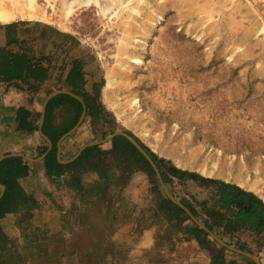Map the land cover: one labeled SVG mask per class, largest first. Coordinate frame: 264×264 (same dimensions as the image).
Instances as JSON below:
<instances>
[{
	"label": "rangeland",
	"instance_id": "rangeland-1",
	"mask_svg": "<svg viewBox=\"0 0 264 264\" xmlns=\"http://www.w3.org/2000/svg\"><path fill=\"white\" fill-rule=\"evenodd\" d=\"M124 1L105 14L91 0L66 18L61 0H38L36 11L20 5L14 18L71 42L67 50L88 60L92 80L106 84L108 68L130 64L112 95L125 113L113 110L108 130L126 131L151 158L142 144L154 151L157 169L136 178L117 167L87 187L42 190L36 208L2 229L0 264H202L182 204L211 195L198 187L220 184L180 178L172 165L263 199L236 180L264 189V0ZM137 56L142 63L132 61ZM104 93L105 85L103 101ZM135 95L140 112L130 105ZM205 167L218 174H202ZM238 219L235 230L253 228Z\"/></svg>",
	"mask_w": 264,
	"mask_h": 264
},
{
	"label": "crops",
	"instance_id": "crops-1",
	"mask_svg": "<svg viewBox=\"0 0 264 264\" xmlns=\"http://www.w3.org/2000/svg\"><path fill=\"white\" fill-rule=\"evenodd\" d=\"M15 20L19 19L1 22L0 47L19 53L22 45L30 49L34 62L46 68L47 76L38 79L0 75V233L9 229L17 215L37 207L42 190L87 187L93 178L105 179L103 172L112 173L117 167L138 178L151 173L140 164L144 159L156 169L154 160L151 162L126 131L108 130L115 122L114 113L107 115L113 110L101 95L98 102L106 108L97 109L105 115L96 121L90 114L80 89L84 84L90 88L93 83L90 65L84 63L88 62L84 56H73L67 50L72 48L71 42L61 45L48 26L42 25L20 23L17 31L9 26L8 34L7 24ZM111 144L120 149L124 146V154L134 162L123 167L115 155H102L97 165L94 163L97 168L92 169L93 163L85 161L89 152ZM207 186L198 190L206 189L211 195L196 198V202L184 200L185 215L181 217L184 225L193 229L188 232L202 264H264V230L247 226L235 230L237 227L232 226L242 222L237 204L225 203L220 187ZM220 204L223 211H218Z\"/></svg>",
	"mask_w": 264,
	"mask_h": 264
},
{
	"label": "trees",
	"instance_id": "trees-1",
	"mask_svg": "<svg viewBox=\"0 0 264 264\" xmlns=\"http://www.w3.org/2000/svg\"><path fill=\"white\" fill-rule=\"evenodd\" d=\"M19 22H11L7 24V26L10 25H18ZM16 41H19V38L15 39ZM21 53L14 51L11 48L8 47H0V75L3 78H12V77H18V76H31V77H37L38 79H44L47 76L46 68L41 66L40 63H35L33 60L32 53L30 49L24 47L22 45L21 48ZM105 85V80L102 81L100 84L101 91L102 87ZM100 91V95H101ZM103 106V110L106 108L105 105ZM90 114L96 119V121H99L105 114L103 111L98 110L97 108H94L93 111L90 112ZM107 115H113L112 111H107ZM138 139V138H137ZM139 140V139H138ZM124 145V144H123ZM143 147H145L148 152L154 157L157 158L158 155L150 150L146 145L142 144ZM126 151L125 147L123 146L121 149L118 148L115 144H111V147H104L102 149H95L89 152V154L86 156L85 161H90L93 163L92 169H96L97 166V160L102 156V155H115V157L120 160L122 166L124 167L128 163L134 162V159L131 157L126 156L124 154ZM139 157L142 154H138ZM95 163V164H94ZM144 168H147L151 173L155 172L154 167L152 164L147 160L144 159L143 164L140 162ZM162 169L163 167L160 166ZM170 170H172L174 173L178 174L180 178H185V179H199L200 181L207 183V184H220V191H221V198L225 203H235L238 200V196H244L247 199L251 198L252 196L255 197V205L256 207L261 208L264 211V200L262 198L256 197V195L248 191L239 185L230 183V182H224L221 180L217 179H212L209 177L202 176L196 172L188 171V170H183L175 165H172ZM100 172V171H99ZM103 174H107L104 173ZM108 175H106L107 177ZM170 199L166 197L164 194L161 195L160 197V206L162 210H165L168 205H169ZM16 203H14L15 205ZM260 215L264 216V213L260 211ZM241 218H245L247 221H252L249 217H247V213H241ZM247 217V218H246ZM250 219V220H248ZM252 223V222H251ZM262 228H264V223L262 224ZM188 231H192L193 229L187 228Z\"/></svg>",
	"mask_w": 264,
	"mask_h": 264
},
{
	"label": "bare ground",
	"instance_id": "bare-ground-1",
	"mask_svg": "<svg viewBox=\"0 0 264 264\" xmlns=\"http://www.w3.org/2000/svg\"><path fill=\"white\" fill-rule=\"evenodd\" d=\"M12 3L13 10H9L5 3L0 2V21L8 23L11 19H13L16 14L15 11L17 10L16 7H20V5H23L20 9L22 10H30V11H36L38 6V0H9ZM57 1V0H54ZM97 5L99 6L100 10L103 13H107L108 10L116 4V0H94ZM121 4L125 2L124 0H120ZM91 3V0H61V9L65 15L66 18H70V16L82 5H89ZM16 9V10H14ZM264 22V21H263ZM262 29H264V24ZM133 62L140 64L142 63V58L137 56L134 58H131ZM128 69V71L131 70L130 64L128 67H126V62H120L119 70H116L115 68L111 67L106 70V84H105V93H104V101L106 104L111 107L112 110L118 111V114L122 115V113H125L124 106L122 105L120 99H114L112 98V95L115 94L117 85L121 82V78H119V71ZM131 106H134L136 109H139L138 112L142 110L141 106V99L139 96L135 95L131 99L130 102ZM141 133L149 137L150 133L148 128L145 126L142 128ZM202 174H206L207 176H215L217 175V171H215V168H209L205 167L202 169ZM231 178V177H229ZM238 184L241 186H244L250 190H253L255 192H260L262 194V197L264 199V189L260 187L259 185L252 183L251 181H243L242 179L236 180Z\"/></svg>",
	"mask_w": 264,
	"mask_h": 264
},
{
	"label": "flooded vegetation",
	"instance_id": "flooded-vegetation-1",
	"mask_svg": "<svg viewBox=\"0 0 264 264\" xmlns=\"http://www.w3.org/2000/svg\"><path fill=\"white\" fill-rule=\"evenodd\" d=\"M10 26H12V29H15L17 31L18 25H10ZM7 32H8V34L11 33V29H9V26L7 27ZM84 63L87 64L88 62L86 61ZM77 69L79 70V67ZM77 72L74 74L77 75ZM100 84H101L100 81L93 80V83H92L90 88H88L86 86V84H84L83 88H80L81 91L86 96L85 102H86L87 109L90 112L93 111L94 108L103 109V106L98 102L99 96H100V91H101ZM238 197L239 198H238L237 202H235V203L237 204V207L239 209L237 211L239 218H241V216H240L241 213L246 212L248 215L247 217H249L252 220V223L254 224V226H252V227L256 228V229H260L261 231H263L264 228H262V224L264 223V216L260 215V213H261L260 211H262L263 213H264V211L261 208L256 207L257 205H255L256 203L254 201L255 197L252 196L249 199H247L244 196H238ZM250 219H248V220H250Z\"/></svg>",
	"mask_w": 264,
	"mask_h": 264
},
{
	"label": "water",
	"instance_id": "water-1",
	"mask_svg": "<svg viewBox=\"0 0 264 264\" xmlns=\"http://www.w3.org/2000/svg\"><path fill=\"white\" fill-rule=\"evenodd\" d=\"M120 133H124L122 130H120ZM128 137H131V136H129L128 134H126ZM132 139V141L137 145V146H139L138 145V143L133 139V138H131ZM140 147V146H139ZM140 149H142L143 150V148H141L140 147ZM144 151V150H143ZM149 157V159L151 160V162H153V160L150 158V156H148ZM155 166V165H154ZM155 168H156V166H155ZM157 169V168H156Z\"/></svg>",
	"mask_w": 264,
	"mask_h": 264
}]
</instances>
